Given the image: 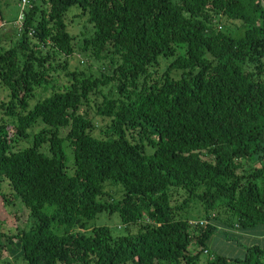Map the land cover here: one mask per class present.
<instances>
[{"label": "trees", "instance_id": "trees-1", "mask_svg": "<svg viewBox=\"0 0 264 264\" xmlns=\"http://www.w3.org/2000/svg\"><path fill=\"white\" fill-rule=\"evenodd\" d=\"M17 3V43L0 46V111L11 120L0 124V196L22 203L33 226H0V259L13 264L8 238L22 246L15 264H198L202 254L264 264V0ZM74 6L95 29L78 52L65 22ZM77 53L108 65L100 76L70 71ZM193 201L205 220L185 217ZM104 213L129 233L74 232ZM213 240L247 245L212 255Z\"/></svg>", "mask_w": 264, "mask_h": 264}, {"label": "rangeland", "instance_id": "rangeland-1", "mask_svg": "<svg viewBox=\"0 0 264 264\" xmlns=\"http://www.w3.org/2000/svg\"><path fill=\"white\" fill-rule=\"evenodd\" d=\"M264 4V3H263ZM81 9L78 6L72 7L67 16L65 17V22L67 24L68 31L70 34H72L75 37V45H76V52H78L79 48L83 45L84 40L86 38L91 37L94 34V27L92 24L88 22L87 16L81 15ZM20 17V7L17 3V0H5L3 4V16L2 19H0V46L2 47H12L15 46L17 43L16 38H14V31H16V27L14 25V22L18 20ZM224 24L222 23L220 26H222L223 31L226 33H230L236 30V26L231 24L232 22L223 20ZM108 63L106 62H99L93 58L88 57L84 54H75L70 60L69 64V70L73 71L75 69L82 71L86 74H92L94 76H100L101 69L104 66H107ZM60 76L56 77L58 79V86L60 85H67L68 82H66L67 78L65 76V72L59 71ZM53 86V83L51 84ZM51 86L47 91L40 90L38 91V98L40 95L42 97L48 95L51 93L53 89H51ZM109 88L106 89L105 93H108ZM8 97L7 93L2 91L0 89V104L2 102H7ZM38 100L35 99L31 101V107L35 105V103ZM94 115V112L92 113ZM5 118L2 112L0 111V124L1 119ZM96 125H98V130L104 129V127L108 124L107 121L100 120L96 118ZM5 122L11 123V120H8L5 118ZM96 134H99V131L96 132ZM29 143H23V146H27ZM66 154H67V166L69 167V171L71 172V169L74 166V159L73 155L70 151V149L65 148ZM107 191H109L112 195L115 197L120 196V186H114V185H108ZM2 193L8 194L10 192V189L7 184H2L1 187ZM180 200L179 202H181ZM52 208L46 207L45 212L51 213ZM189 212L185 214V217H188L192 222H197L199 220H205V216L203 213L202 208L199 206L198 203L193 201L189 208L187 209ZM0 226L2 227V230L7 235H13L16 233V231H28L33 226V221L29 215V210L25 208V206L20 203L16 202L15 204H5L3 198L0 196ZM100 226H107L111 232L113 233L114 237H118L121 235H126L129 232L126 231L125 226L122 224V221L117 213L110 215L107 213L99 215L96 219L90 221L85 229L81 228H75L74 232L78 233H86L90 234L91 230L94 227H100ZM51 229L53 232H56L58 234H62L64 229H57L54 224H52ZM137 228L135 226H132L130 228L131 233H136ZM4 244L7 247V250L4 252V258L9 259L10 261L15 264L16 258H20V255L22 254V246L17 241H14V243L11 245L9 243V239H4ZM241 246L238 245H225L222 244L220 240H213L209 246L212 255L215 253H222L226 255H230L232 257L239 256L241 254V251H245V247L247 244L244 242H241ZM209 260V257L206 254L201 255L200 262L198 264H206ZM21 261H19V264ZM0 264H5L2 259H0ZM22 264V263H21Z\"/></svg>", "mask_w": 264, "mask_h": 264}, {"label": "built area", "instance_id": "built-area-1", "mask_svg": "<svg viewBox=\"0 0 264 264\" xmlns=\"http://www.w3.org/2000/svg\"><path fill=\"white\" fill-rule=\"evenodd\" d=\"M26 2H27V0H23V3H24V4H25ZM23 18H24L23 15H21V18H20V19L23 20Z\"/></svg>", "mask_w": 264, "mask_h": 264}, {"label": "crops", "instance_id": "crops-1", "mask_svg": "<svg viewBox=\"0 0 264 264\" xmlns=\"http://www.w3.org/2000/svg\"><path fill=\"white\" fill-rule=\"evenodd\" d=\"M246 238H247V239L251 238L252 240L255 239L254 236H248V237H246Z\"/></svg>", "mask_w": 264, "mask_h": 264}]
</instances>
